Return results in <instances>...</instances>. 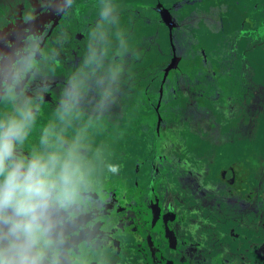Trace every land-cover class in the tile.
<instances>
[{
  "label": "trees",
  "instance_id": "16d2710c",
  "mask_svg": "<svg viewBox=\"0 0 264 264\" xmlns=\"http://www.w3.org/2000/svg\"><path fill=\"white\" fill-rule=\"evenodd\" d=\"M33 1L42 10L53 2L0 0V21L11 20L19 6L26 18ZM223 1L178 3L177 11L159 3L178 21L170 29L160 19L149 21L150 14L143 10L138 11L139 18L124 11L105 21L94 0H68L56 24L37 44L39 58L29 66V82L23 80L33 87L32 96L23 94V83L13 97L2 95L0 119L16 115L25 105L31 107L36 121L22 146L28 152L40 147L46 128L63 129L69 141L79 137L80 153L90 170L87 192H99L115 174L108 167L106 173L95 166V128L99 126L106 134L112 120L120 119L124 132L117 141L132 158L125 160L126 166L133 167L136 156L151 157L145 166L129 171L125 188H107L126 197L137 195L143 202L149 197L147 192L155 189L162 210L174 213L172 226L178 235L203 248L215 240L220 251L232 254L233 264H264L254 254L255 241L250 240L264 223V50L257 51L254 43L264 0ZM245 15L251 16L247 26L253 32L250 43L244 33ZM94 21L98 26L88 27ZM107 36L119 38L118 43ZM176 49L182 50L189 70L203 71L204 67L212 75L190 78L185 84L172 69L165 73ZM134 55L139 59L133 62ZM51 57L53 68L46 64ZM137 66L145 68L143 74L131 72ZM186 86L193 96L182 91ZM66 103L71 110H65ZM156 103L163 108L160 123L156 118L150 124L141 123L139 111L145 108L155 115L152 105ZM186 117H199V121L191 124ZM161 151L165 154L161 157L168 160L163 159L160 168L151 161ZM186 175L191 178L184 179ZM166 183L172 188L166 189ZM250 190L256 192L255 197ZM117 237L123 246L135 238L129 230L120 231ZM241 237L248 240L243 242ZM121 252L129 255L117 264H140L133 251L125 248ZM104 255L97 252L96 258Z\"/></svg>",
  "mask_w": 264,
  "mask_h": 264
},
{
  "label": "rangeland",
  "instance_id": "374dc122",
  "mask_svg": "<svg viewBox=\"0 0 264 264\" xmlns=\"http://www.w3.org/2000/svg\"><path fill=\"white\" fill-rule=\"evenodd\" d=\"M66 1L67 0H55L48 12L38 13L34 16V19H31L28 22H22L19 18V14H16L13 18L15 22L0 24V81H6L8 86L15 83L20 75L21 66H27L32 59V56L35 55V47L37 46V43L43 38L45 30L48 28L49 24L60 9L65 6ZM160 1L161 2H159V0H94V3L99 5L97 8L98 13H101V10L105 6L111 7L113 12L109 18L113 15L121 16V12L124 11L127 13L131 12L132 16H135L134 18H139L141 13L138 11L143 10L141 12L150 14L147 17L149 21L152 19L153 21H158L160 19L167 24L170 29H174L178 26L177 19L169 12V10L163 8L159 3L165 4L166 7L177 11L179 8L178 3L188 4L193 0ZM223 2H225V0ZM34 6L36 7L35 12H37L39 7L36 4H34ZM115 10L121 11L115 13ZM258 11L263 12V15L261 13L259 18L261 20L258 27L259 34L254 38V43L257 44V51H259L261 47L262 50H264V7H259ZM250 17L245 15L244 28L251 25V21H249ZM87 25L88 27H96L98 26V23L95 21L88 22ZM234 29H237V24ZM242 32H244V29H242ZM244 33H247L245 36L248 40L247 42H253V40H250L251 34H253L252 30L247 28ZM112 34H114V32H112ZM108 39L118 43L119 38L117 39L107 36V40ZM74 42L75 40L72 41V44ZM119 42H123L122 39L119 40ZM122 44H124V42ZM112 50H116L117 52L119 48L114 46L112 47ZM123 50L124 49H122V52ZM175 52V58L167 62L168 68L165 70V73H167L168 69H172L175 72L176 78L185 84H187L190 78H208L212 75V72L210 70H205L204 67L203 71H198L195 68H192L194 70V72H192V70L188 69L182 50L176 49ZM252 56H254L259 63H263L262 59H260L258 55L252 54ZM52 59L54 60V57H51L50 60L46 61V64H48L47 67L49 68H53L51 64V62L53 63ZM137 59H139L138 56L134 55L133 62ZM202 60H204V58ZM123 63L126 64V62ZM146 68L157 69V66L148 65ZM159 68L160 67H158V69ZM144 69L145 68L141 66H137L132 68L131 72L143 74ZM51 72L53 73L54 70ZM32 88L33 87H29L28 89L31 90ZM116 90H118V87H116ZM182 91L190 93L191 96L194 95V92H191V88L188 86L182 88ZM27 95H29V93H27ZM189 104L192 108H196V104L191 105V102H189ZM152 106L155 110V115L151 114V112L145 108L139 111V119L141 123L150 124L155 118L157 119V122L160 123V120L163 118V113L159 112V110L163 108L157 103ZM198 107L201 108V104ZM186 109L190 110L189 105H187ZM195 112H197V110H195ZM186 119H188L191 124L199 121V117L197 119H194V117H192V119L186 117ZM112 121V125L107 128L109 132L106 134H102V131L100 132L99 130V126H96L95 136L97 137V141L94 146V155L95 166L99 169V171L106 172L108 167L109 172H113L115 174L110 175L107 180L108 183L104 184L103 188L99 192L91 193L86 191L84 193L85 200L78 212L77 218L75 222L69 225L65 231V255L62 258V264H117V261L119 260H126L129 254L125 255L119 251L120 247L118 240L114 237V233L125 230H131L137 236L138 242L136 249H138L139 253L144 257L147 264H172L170 260H166L164 258L162 246L160 247L161 244L166 250H178L180 249V246L182 247L185 245L182 248L184 255L193 261L191 263L184 262L183 264H199L198 259L195 260L193 257L196 245L185 243L184 240L178 242L176 239L175 234L172 231L174 230L172 223L175 219V215L171 211L162 210L159 203L158 193L155 189L154 191L149 190V192H147L150 198L148 197L146 201L143 202L137 195H130L126 197L120 191L109 190L107 188L108 186H114L119 190H121V187L125 188V186H127V180L125 178H129V171L131 173L138 167L145 166V162L149 157H151L150 154L148 157H142L141 155H139V157L136 156L138 160L136 159L132 163L133 167H127L125 160L127 158H131V155H125L123 149L124 147L120 146V143L117 141V137H121V132H124L122 128L124 123H120V119ZM134 136H138L136 131L134 132ZM20 151L22 150L20 149ZM163 155H165L163 151H161L160 154L153 155L151 162L161 168V165H163L161 163L163 159L168 160V158L161 157ZM154 156H157L158 159H155ZM164 164L167 163L165 162ZM111 168H115L116 170L111 171ZM187 178L191 177L186 175L184 179ZM159 180L161 181V178ZM165 188H172V185L166 183ZM250 194L253 198L255 197L256 192L250 190ZM112 217L116 220H114L116 223L114 227H110V220ZM258 227L259 229L256 231L258 234H255L257 238L255 239L254 236L253 238H250V240H253L256 243L254 254L264 263V242H262V240H264V223L263 226ZM141 230L146 231V233H142ZM232 231V229L229 231L230 236L232 235ZM258 235H260V237ZM240 239H243V242L248 240V238L245 237H241ZM214 244L215 240L212 239L206 244V254L202 255L205 260H210L206 262H211V264H224L222 257L225 258V263H228V261H231L232 264L233 262H236L233 260L234 257H232V254H225V252L220 251V248ZM105 245L117 252L104 250ZM93 249H100L98 252H102L105 255L100 256L99 259L95 260L92 257L94 253ZM197 253H201V251H197ZM195 257L198 256L195 255Z\"/></svg>",
  "mask_w": 264,
  "mask_h": 264
},
{
  "label": "clouds",
  "instance_id": "9594fccd",
  "mask_svg": "<svg viewBox=\"0 0 264 264\" xmlns=\"http://www.w3.org/2000/svg\"><path fill=\"white\" fill-rule=\"evenodd\" d=\"M112 12L105 6L100 15L107 21ZM35 121L28 105L0 119V264H62L65 231L90 184L79 137L69 141L63 129H44L39 148L20 151Z\"/></svg>",
  "mask_w": 264,
  "mask_h": 264
},
{
  "label": "flooded vegetation",
  "instance_id": "af4514ba",
  "mask_svg": "<svg viewBox=\"0 0 264 264\" xmlns=\"http://www.w3.org/2000/svg\"><path fill=\"white\" fill-rule=\"evenodd\" d=\"M53 2H54V0H53ZM53 2L47 7V9L46 10H42V7L38 4V3H36L35 1H33V3H32V11H31V16H35V15H37L38 13H45V12H48V10H49V8L51 7V5L53 4ZM68 2V0L66 1V3ZM34 4H36L38 7H39V10L37 11V12H35V6H34ZM66 5V4H65ZM65 7V6H64ZM62 8V9H60V11L56 14V16L54 17V19L51 21V23L49 24V26H48V28L45 30V33H44V36L46 35V31L51 27V29H52V27L56 24V22H57V20H58V18L60 17V15L62 14V12L64 11V9L65 8ZM22 10H23V8L21 7V6H19L18 8H16L13 12H12V16H11V20H1L0 21V24H3V23H6V24H9V23H13V22H15L14 21V15H16V14H19V18L21 19V21L22 22H28L29 20H31V19H28L27 21H25V18L22 16ZM35 13V14H34ZM44 36H43V38H44ZM42 38V39H43ZM42 39L37 43V44H39L41 41H42ZM39 58V51L37 50V46L35 47V55H33L32 56V59L30 60V62L27 64V66H25V65H22L21 66V68H20V75H19V77H18V79L15 81V83H13V84H11L10 86H8L7 85V82L6 81H0V100H1V97H2V95H4L5 93L7 94H9L10 95V93H11V97H13L15 94H17L18 92V89L20 88V85H21V83H23V94H25V96L27 97V98H29L30 96H32V89L31 90H29L28 88L29 87H32L29 83H27V82H23V80L24 79H26V80H28V82H29V78H30V76L28 75L29 74V66L33 63V64H35L36 62H37V59ZM27 93H29V95H27ZM21 150H22V152L25 154V155H27L28 153H30V152H28V151H25L24 149H22L21 148ZM91 193H93V192H91ZM113 218V220H115L114 219V217H112ZM116 221V220H115ZM115 221H114V226H115ZM113 226V227H114ZM131 231V230H130ZM173 231V233L175 234V237H176V239L178 240V242H181V240H184V242L185 243H191V244H195L194 242H191V241H187V239H185L182 235L180 236V235H178V233L175 231V230H172ZM133 234H134V236H135V238H134V241L132 242V244H130V245H128V246H123V245H121L120 244V240H119V238L117 237V234L119 233H114V237L115 238H117V240H118V243H119V247H120V252L123 250V249H125V248H128L129 250H131V251H133L134 252V254H136L137 256H138V258H139V260H140V264H147L146 263V261H145V259H144V257L139 253V251H138V249H136V245H137V242H138V239H137V236L135 235V233L133 232V231H131ZM141 232L142 233H146V231H144V230H141ZM156 236V235H155ZM158 237V236H157ZM159 238V237H158ZM204 244V243H203ZM196 245V244H195ZM162 246V249H163V255H164V258L166 259V260H170L171 262H172V264H183L184 262H186V263H191L193 260L192 259H189L186 255H184V252H183V247L185 246V245H183L182 247L180 246V249H178V250H173V249H168V250H166L165 249V247L161 244L160 245V247ZM264 247V246H263ZM205 247L203 248V247H201V246H198V245H196V250H195V254H193V257H194V259L195 260H197L198 259V263L199 264H205V263H210L211 264V262H206V261H210L209 259H207V260H205V258H203L202 257V255H205L206 254V251H205ZM100 249H93V251H94V253H93V258L95 259V260H97V258H96V253L99 251ZM104 250H110V251H113V252H117V251H115L114 249H112V248H109V246H104ZM197 251H201V253H197ZM118 254V253H117ZM120 254V253H119ZM212 254V253H211ZM195 255H197L198 257H195ZM183 259H184V261H183ZM222 260L224 261V264H226L225 263V260L223 259V257H222ZM212 264H216V263H212Z\"/></svg>",
  "mask_w": 264,
  "mask_h": 264
},
{
  "label": "crops",
  "instance_id": "0c3cea01",
  "mask_svg": "<svg viewBox=\"0 0 264 264\" xmlns=\"http://www.w3.org/2000/svg\"><path fill=\"white\" fill-rule=\"evenodd\" d=\"M55 1V0H54ZM117 11L115 10V13H116Z\"/></svg>",
  "mask_w": 264,
  "mask_h": 264
}]
</instances>
